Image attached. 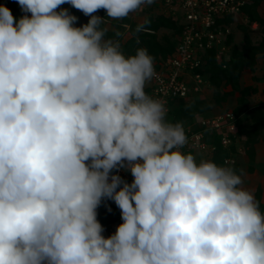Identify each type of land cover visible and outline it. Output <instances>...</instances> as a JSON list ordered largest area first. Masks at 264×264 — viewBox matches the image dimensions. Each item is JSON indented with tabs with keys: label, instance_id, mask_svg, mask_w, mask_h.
<instances>
[{
	"label": "clouds",
	"instance_id": "1",
	"mask_svg": "<svg viewBox=\"0 0 264 264\" xmlns=\"http://www.w3.org/2000/svg\"><path fill=\"white\" fill-rule=\"evenodd\" d=\"M16 2L31 15L0 4V264H264V211L242 170L182 151V124L145 91L153 58L126 56L94 15L153 0ZM102 198L123 221L107 238Z\"/></svg>",
	"mask_w": 264,
	"mask_h": 264
},
{
	"label": "built area",
	"instance_id": "2",
	"mask_svg": "<svg viewBox=\"0 0 264 264\" xmlns=\"http://www.w3.org/2000/svg\"><path fill=\"white\" fill-rule=\"evenodd\" d=\"M156 1L183 25L175 49L167 57L154 62L156 76L145 86L149 87L145 90L148 95L165 102L166 118L170 119L173 108L180 100L198 96L203 85L208 83L207 52L214 50L217 60H228L223 57V52L227 47L229 25L233 22L225 24L223 20L228 16H239L246 0ZM197 126L201 128L193 132L192 129ZM184 131L188 143L182 151L197 155L200 161L211 160L216 139L223 147L229 148L239 136L235 115L231 111L197 116L192 125L184 127ZM231 162L230 158L224 161L226 164ZM129 173L126 167H118L110 176L128 177ZM121 223L102 225V235L105 238L113 235Z\"/></svg>",
	"mask_w": 264,
	"mask_h": 264
},
{
	"label": "trees",
	"instance_id": "3",
	"mask_svg": "<svg viewBox=\"0 0 264 264\" xmlns=\"http://www.w3.org/2000/svg\"><path fill=\"white\" fill-rule=\"evenodd\" d=\"M262 0H246L245 4L241 8L240 15L247 18L249 24L257 23L261 28L263 38L257 43L253 44L251 39L247 33L244 34V48L243 50H239V48L234 45L232 47V55L229 60H217L216 52L214 50H210L207 52V64L208 67V75L207 80L209 86L218 89L220 86H229L230 91L224 93V97L218 98V101L223 100L225 96L239 92L240 96L238 97L239 106L233 109V113L235 115V124L238 128L239 134L248 138L247 141L253 143L256 141L259 136V132L261 131V127L264 124V109L262 106H256L254 111L256 112L257 117L254 120V126H246L245 125V113L247 109V104L249 101V96L253 93H256L257 87L249 85L246 87H241L240 84V76L241 72L245 67L252 69L257 63V57L259 55L264 56V17H262L257 9L258 5ZM0 4L8 7L13 16L18 20L20 17L24 16L25 12L22 11L19 4L16 0H0ZM61 9H67L70 15H74L77 17V20L74 24L75 27L78 25V19L80 15H85L83 12L75 9L70 4L65 3L59 6L57 11ZM148 12L144 16L142 22L147 18L150 23L145 25L146 30L137 33L135 31L136 26L139 23H131L130 27V35L127 39L122 40V31L121 23H118L116 19L107 18L106 10L100 9L94 15L109 19L111 23H113L114 27L109 29L103 23L101 25L102 28L107 29L105 39H114L118 40L121 45V51L126 55H134L138 48H144L147 50L148 54L153 58L154 62L158 61V59L165 58L169 54L173 52L175 46L177 44V39L182 31V23L175 19L170 13H167L164 9L161 8L160 4L153 0L151 5H148L145 8ZM165 11V12H164ZM30 16V15H29ZM87 16V15H85ZM90 18V16H87ZM237 17L228 16L224 18V23L229 24L233 22ZM121 20L131 22L129 19L123 18ZM141 22V23H142ZM86 22L85 24H87ZM241 28H244L243 25H240ZM168 30L169 33H162L159 35L160 30ZM119 33V35H117ZM232 41V36L228 35V39L226 40V45L229 46V43ZM149 87H145L147 90ZM218 94V93H216ZM196 98V97H195ZM196 99L194 102H189L180 100L179 105L176 108H173L171 112V118L174 119L176 123L184 125L188 122L189 119H186L187 116L192 115L191 108L196 106ZM198 110V109H197ZM201 127H195L192 129L193 132L198 131ZM236 150V145L233 144L229 148L223 147L221 143L216 139L215 140V150L211 155V161L215 162L217 165H223L226 158L232 159L234 152ZM233 163V162H232ZM252 170V168H251ZM114 172V169L111 173ZM110 173V174H111ZM122 181L127 182L129 184L132 183L134 177L131 173L129 176L123 177L120 176ZM123 185H121L122 187ZM119 190V189H118ZM254 196L256 200L260 203L261 211L264 209V203L262 201V190L261 188H256L254 192ZM100 207L96 210L97 220L101 225H104L109 222H118L121 223V210L115 204V201L111 198H102L100 202Z\"/></svg>",
	"mask_w": 264,
	"mask_h": 264
},
{
	"label": "rangeland",
	"instance_id": "4",
	"mask_svg": "<svg viewBox=\"0 0 264 264\" xmlns=\"http://www.w3.org/2000/svg\"><path fill=\"white\" fill-rule=\"evenodd\" d=\"M148 5L142 7L141 10L136 11L135 13H130L127 17L129 21L127 22L124 20L119 19L117 22L121 23V27L123 28L122 31V40H125L130 35V27L131 23H141L144 16L148 12L145 8ZM162 8V6H161ZM166 11L165 8H162ZM260 15L264 17V0L260 2L257 7ZM164 11V12H165ZM24 15H31V13H25ZM85 15H80L78 19L77 27L83 26L86 22L89 21ZM104 24L107 28L112 29L114 27L113 23L110 22L109 19H105ZM240 25H243L244 28H241ZM230 33L229 36H232V41L229 43V46L226 45V49L224 50L223 57H226L228 60L232 55V47L236 45L239 50H243L244 48V34L247 33L251 39L253 44L259 43L262 38L263 34L261 28L258 26L257 23H250L248 22L247 18L243 17L242 15L237 16V18L233 21L232 24L229 25ZM162 33H169L168 30H160L158 33L161 35ZM228 39V37H227ZM224 61L225 58H223ZM240 84L241 87H246L249 85L257 87L256 93H253L249 96V101L247 104V109L245 113V125L246 126H254V118L257 117L258 114L254 111L256 106H262L264 108V56L259 55L257 57L256 65L250 69L245 67L241 72L240 76ZM230 91L229 86H220V88L215 89L209 84L205 83L203 85V89L201 94L195 97H191L189 99H184L185 101L194 102L196 99L197 104L196 106L191 108L192 115L187 116L186 119H189V123L187 122L184 127H188L189 124L192 125L193 121L197 116L200 115H207L210 113H219V112H226L231 111L239 106L238 97L240 96L239 92L231 93L223 100L218 101V98L224 97V93ZM218 93V94H216ZM178 103L175 105L174 108L178 107ZM198 109V110H197ZM170 123H176L175 120L172 118H166ZM183 127V128H184ZM261 131L259 132V136L256 141L250 144L247 141L248 138L244 137L243 135L239 134L237 136L236 150L234 155L232 156L233 163L223 164L220 166L231 167L233 168L238 174L241 173L242 170V179H243V187L255 192L256 188H261L262 190V201L264 203V124L260 128ZM193 154V153H191ZM196 154V153H195ZM199 154V153H198ZM197 156V155H196ZM196 158L197 161H200L199 158ZM252 168V170H251ZM127 178V177H126ZM100 205L97 207L98 210ZM264 211V209L262 210Z\"/></svg>",
	"mask_w": 264,
	"mask_h": 264
},
{
	"label": "crops",
	"instance_id": "5",
	"mask_svg": "<svg viewBox=\"0 0 264 264\" xmlns=\"http://www.w3.org/2000/svg\"><path fill=\"white\" fill-rule=\"evenodd\" d=\"M264 109V108H263Z\"/></svg>",
	"mask_w": 264,
	"mask_h": 264
}]
</instances>
